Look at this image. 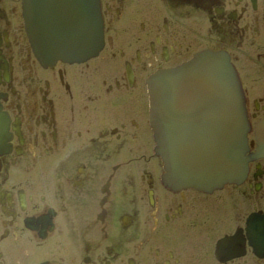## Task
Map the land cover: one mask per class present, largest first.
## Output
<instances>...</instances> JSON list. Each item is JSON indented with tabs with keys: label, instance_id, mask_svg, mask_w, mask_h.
I'll return each instance as SVG.
<instances>
[{
	"label": "flooded vegetation",
	"instance_id": "flooded-vegetation-1",
	"mask_svg": "<svg viewBox=\"0 0 264 264\" xmlns=\"http://www.w3.org/2000/svg\"><path fill=\"white\" fill-rule=\"evenodd\" d=\"M38 1L0 0V264H264L248 223L264 219V159L220 193L168 189L144 85L226 51L250 122L264 119V0H102L104 62L49 65L32 47Z\"/></svg>",
	"mask_w": 264,
	"mask_h": 264
},
{
	"label": "water",
	"instance_id": "water-1",
	"mask_svg": "<svg viewBox=\"0 0 264 264\" xmlns=\"http://www.w3.org/2000/svg\"><path fill=\"white\" fill-rule=\"evenodd\" d=\"M93 1L40 0L57 23L50 47L36 49L42 58L81 60L103 47L99 0ZM85 30L94 39L91 45L71 46ZM195 56L189 63L159 72L154 79L159 154L174 185L213 191L236 175L247 174L248 162L254 158V154L244 155L251 128L234 80L237 71L229 58L211 51ZM255 130L260 141L255 155H262L264 120ZM254 219L253 230L264 240V219ZM229 241L231 237L224 238L221 248L228 249Z\"/></svg>",
	"mask_w": 264,
	"mask_h": 264
},
{
	"label": "bare ground",
	"instance_id": "bare-ground-1",
	"mask_svg": "<svg viewBox=\"0 0 264 264\" xmlns=\"http://www.w3.org/2000/svg\"><path fill=\"white\" fill-rule=\"evenodd\" d=\"M99 1H100V3H103L102 0H99ZM112 3L114 4L115 3V0H113ZM124 17H127V16H124ZM112 23H113V26H120V25L121 26L122 25L123 26H126L127 21L122 18V14H120L119 9H117L116 16L114 17ZM102 25H103V34H104V37L106 39L105 45L100 50H98L97 53H95V54H93V55L90 56L92 59H96V60H98L100 62H104V60L103 59H100L99 57L100 56L101 57L103 56V51L105 50L104 48L106 47V44L108 43L107 48H111L115 44V42L113 41L114 32H111L110 35H109V37H107V35H106V25L105 24H102ZM121 40H122V34H121ZM32 44H33V46H35V44L33 43V41H32ZM205 50L206 51H211V52H214V53L217 52L218 53V56L221 55L222 58H223L222 55H224L225 57H228L229 60H230V61L229 60L228 61L230 62V64L232 65V67L236 69V66L233 63V61L231 60V57H230V55H229L228 52L221 51V50H216V49L214 50L212 48H206ZM218 59H221V58H218ZM189 62H191V60L188 61L187 63H189ZM146 79L144 80V85H145V82H146V91H147V90H150L151 87L154 85L155 80L152 79V78L147 79V80ZM234 80H235L236 85H237V92H238L241 100L244 101V104H245L244 109H245V112H246V115H247V119L249 121L248 110H247V107H246L247 98H246V94L244 92L245 91V87L243 86V83L241 82V78H240L239 72H237V78L236 79L234 78ZM150 107H151V110H152L153 109L152 104L150 105ZM154 113H155V111H154ZM9 123H10V117H9L8 114H5V118L2 121L1 127L8 130ZM151 124H152V126L154 128L155 133H157V136H156V147H157V145L159 143V137H158V131H157V122H155V123H152L151 122ZM246 139L248 140L247 141L248 142V147L246 148L244 155H247L248 153L251 152L250 138L248 137V134H247V138ZM255 153H253L254 154V158L250 159L249 162H248V170L250 168V163L252 161L264 159L263 158L264 157V154H262V155H255ZM248 173L245 174L244 176L236 175L234 178L230 179V181H228L226 183H233V184H241L242 183L243 184L245 182L247 176H248ZM236 174H237V172H236ZM164 181H165L166 184H168V186L171 185V186L175 187L177 190H182V189H195L194 187H184V186H175V185H173L174 184V181L169 178V172H168L167 169L164 171ZM221 186H218L217 189H219ZM202 192L208 193V192H211V191L203 190ZM229 242H231V241H229ZM229 242H227V243H229ZM261 255H264V252Z\"/></svg>",
	"mask_w": 264,
	"mask_h": 264
},
{
	"label": "rangeland",
	"instance_id": "rangeland-1",
	"mask_svg": "<svg viewBox=\"0 0 264 264\" xmlns=\"http://www.w3.org/2000/svg\"><path fill=\"white\" fill-rule=\"evenodd\" d=\"M224 203L227 204V202H224ZM223 219H224L223 221H225V220L228 221L229 220V216L228 215L227 216H223ZM222 223H224V222H222ZM219 235H221V234H219V232H218V236Z\"/></svg>",
	"mask_w": 264,
	"mask_h": 264
}]
</instances>
